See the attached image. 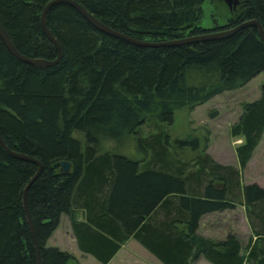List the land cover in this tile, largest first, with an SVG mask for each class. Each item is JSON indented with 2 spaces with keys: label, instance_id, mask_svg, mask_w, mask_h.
<instances>
[{
  "label": "trees",
  "instance_id": "1",
  "mask_svg": "<svg viewBox=\"0 0 264 264\" xmlns=\"http://www.w3.org/2000/svg\"><path fill=\"white\" fill-rule=\"evenodd\" d=\"M49 1L0 0V24L22 55L55 58L40 25ZM75 1L106 25L148 41L231 28L248 19L264 29V0H240L224 25L210 29L199 25L204 0ZM46 25L62 51L52 66L21 61L0 38V135L10 149L43 163L27 191L41 264L75 262L71 253L47 245L61 215L78 249L101 264L130 238L163 264L200 257L212 264H264V186L243 184L240 173L264 133V81L259 97L242 105L230 128L242 138L235 148L238 167L219 163L206 147L190 160L180 159L174 149L197 151L200 141H170L166 128L176 111L191 110L264 72L257 29L145 47L99 31L64 3L49 9ZM151 122L155 131L142 134L141 126ZM131 140L136 157L121 152ZM62 160L70 162L68 173L59 171ZM36 169L0 145V264H37L22 203ZM238 204L251 231L246 244L234 233L222 240L198 233L204 214Z\"/></svg>",
  "mask_w": 264,
  "mask_h": 264
},
{
  "label": "rangeland",
  "instance_id": "2",
  "mask_svg": "<svg viewBox=\"0 0 264 264\" xmlns=\"http://www.w3.org/2000/svg\"><path fill=\"white\" fill-rule=\"evenodd\" d=\"M234 1L236 4L233 6ZM233 2L229 6L224 0H204L199 6V25L209 29L217 25H224L228 16H233L239 8L240 0H233ZM263 81L264 72H260L237 89L223 91L191 110L176 111L172 124L166 126L170 141L189 136L197 137L200 141V148L197 151L191 148L174 149L176 155L182 160H190L197 152L206 147L208 154L219 163L238 167L235 148L242 142V138L233 137L230 134V128L238 120L242 112V105L259 97ZM140 131L146 135L154 132L155 126L152 122L146 123L141 126ZM75 135L80 136L78 133ZM133 145L132 140L129 141L127 148L125 147L126 149L121 152H125V155L129 157H136ZM240 173L243 184L255 182L264 186V133L257 147L251 152L247 165L240 170ZM238 214L229 213L224 218L226 222H230V226L233 223L237 228L235 215ZM240 220H242L241 213ZM237 229L243 232L244 237L250 234L246 220L245 222L241 221ZM47 245L57 246L73 253L75 262L70 261L69 264H93L95 261L89 256L93 263L89 262L88 258L78 253L66 215H61L59 225L47 240ZM129 251L134 254V259L142 260V253L139 250L132 248ZM132 260L131 258L126 262L134 264Z\"/></svg>",
  "mask_w": 264,
  "mask_h": 264
},
{
  "label": "water",
  "instance_id": "3",
  "mask_svg": "<svg viewBox=\"0 0 264 264\" xmlns=\"http://www.w3.org/2000/svg\"><path fill=\"white\" fill-rule=\"evenodd\" d=\"M226 3L231 6L233 0H224ZM68 4L72 6L74 9L77 10L90 24H92L96 29L99 31L108 34L110 36L122 39L126 42H129L131 44H135L138 46H145V47H159V46H174V45H184V44H194L198 42H203L207 40H217V39H223L227 38L234 33H236L238 30L245 28V27H255L257 29L258 35L262 41H264V29L261 25V23L256 20V19H248L246 21H242L238 24H236L234 27L231 28H226V29H221V30H213L209 32H205L199 35H189L181 38H176V39H170V40H163V41H148L144 39H138L134 38L130 35H127L125 33H122L105 23H103L101 20L96 18L92 13H90L85 7H83L80 3H78L75 0H51L49 1L43 8L42 13H41V18H40V25L42 28V31L44 35L47 37V39L53 44V46L56 49V56L53 59H45L41 57H27L25 55H22L13 45L7 31L4 29V27L0 24V38L6 45L7 49L11 54H13L15 57L20 59L23 62L30 63L35 66L39 67H48L52 66L56 63L59 62L62 56V51L60 48V45L56 38L52 35V33L49 31L47 25H46V15L49 11V9L56 5V4ZM236 4V1L233 2V6ZM0 145L2 148L12 157L21 159L27 162H31L37 165V169L33 175V177L30 179V181L25 185L22 193V203H23V210H24V215L25 219L31 234V237L33 239V242L35 244V251H36V261L37 264H41V257H40V249H39V244L37 242L36 234H35V229L33 225V221L31 218V214L29 211V206H28V200H27V191L31 183L40 175V173L43 170V163L39 161L38 159L17 152L15 150L10 149L3 138L0 135ZM59 171L62 174L68 173L70 170V162L68 161H59Z\"/></svg>",
  "mask_w": 264,
  "mask_h": 264
},
{
  "label": "crops",
  "instance_id": "4",
  "mask_svg": "<svg viewBox=\"0 0 264 264\" xmlns=\"http://www.w3.org/2000/svg\"><path fill=\"white\" fill-rule=\"evenodd\" d=\"M229 213L231 214L239 213L237 216L235 215V219H237V221H235V223L237 224V228H238V225H240L241 221L245 222L246 220L245 208L243 205L238 204L232 209H225L222 211H216V212L204 214L201 217L200 222H199L198 233L201 234L202 236L211 238L213 240H222L225 238V236L228 233H234L238 236L239 240L243 243V245L246 244V241L251 235V231L247 237L246 236L244 237V234H242L243 232L237 229L233 223H231L232 225L230 226V222H226L224 218V216ZM240 213H241L242 220H240ZM79 219H83L82 216H79ZM132 248L137 249V251L139 250L142 253V257H143L142 260L138 258L134 259L135 258L134 254L129 251V249H132ZM76 249L78 253L88 258L89 262H92V259L89 258L90 256L96 261V262L93 261L94 262V263L92 262L93 264H101L90 254L82 253L78 249L77 244H76ZM71 254L74 255L73 253ZM131 258L133 259L132 262L134 261V264H163L160 260H158L153 254H151L148 250H146L143 246H141L133 238H130L127 241H125L124 244H122L120 249L109 260L107 264H129V262H126V261H129ZM190 264H212V263L207 261L203 257H200L197 260L191 262ZM244 264H248V263H244Z\"/></svg>",
  "mask_w": 264,
  "mask_h": 264
}]
</instances>
